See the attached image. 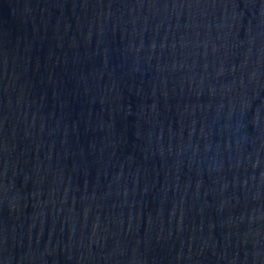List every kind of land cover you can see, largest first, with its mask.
Segmentation results:
<instances>
[{
    "label": "water",
    "instance_id": "water-1",
    "mask_svg": "<svg viewBox=\"0 0 264 264\" xmlns=\"http://www.w3.org/2000/svg\"><path fill=\"white\" fill-rule=\"evenodd\" d=\"M0 264H264V0H0Z\"/></svg>",
    "mask_w": 264,
    "mask_h": 264
}]
</instances>
